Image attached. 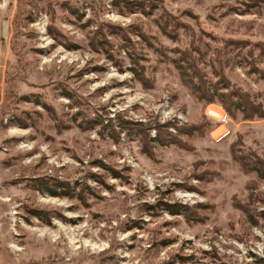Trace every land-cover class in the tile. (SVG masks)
<instances>
[{"label":"rangeland","instance_id":"obj_1","mask_svg":"<svg viewBox=\"0 0 264 264\" xmlns=\"http://www.w3.org/2000/svg\"><path fill=\"white\" fill-rule=\"evenodd\" d=\"M0 264H264V0H0Z\"/></svg>","mask_w":264,"mask_h":264},{"label":"trees","instance_id":"obj_2","mask_svg":"<svg viewBox=\"0 0 264 264\" xmlns=\"http://www.w3.org/2000/svg\"><path fill=\"white\" fill-rule=\"evenodd\" d=\"M185 77V76H184ZM192 83V82H191ZM193 84V83H192ZM190 85V84H189ZM190 87L192 88V89H197L200 93H203L204 95H210V93H209V91H210V89L208 88V87H204V88H202V87H196L195 88V86L194 85H190ZM220 96V98H219V100H220V102L222 103V105H223V107L225 108V110H227V112L229 113V114H232V110H231V106H233V103H231L228 99H227V95L226 94H220L219 95ZM206 99H208V101L209 102H211L212 101V96H206ZM244 98L242 97H238V100H239V103H241V100H243ZM237 103V102H236ZM240 107V106H239Z\"/></svg>","mask_w":264,"mask_h":264},{"label":"built area","instance_id":"obj_3","mask_svg":"<svg viewBox=\"0 0 264 264\" xmlns=\"http://www.w3.org/2000/svg\"><path fill=\"white\" fill-rule=\"evenodd\" d=\"M204 113L208 117H211L217 121H222V120H224V117H225L224 114L222 113V110L219 111L217 108L214 107V105H207L205 107ZM171 130H173V129H171Z\"/></svg>","mask_w":264,"mask_h":264}]
</instances>
